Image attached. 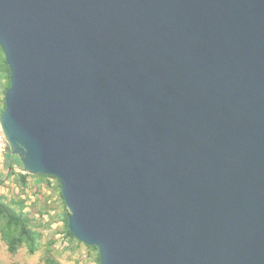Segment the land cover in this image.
<instances>
[{"label":"water","instance_id":"obj_1","mask_svg":"<svg viewBox=\"0 0 264 264\" xmlns=\"http://www.w3.org/2000/svg\"><path fill=\"white\" fill-rule=\"evenodd\" d=\"M0 129L98 264H264V0H0Z\"/></svg>","mask_w":264,"mask_h":264},{"label":"rangeland","instance_id":"obj_2","mask_svg":"<svg viewBox=\"0 0 264 264\" xmlns=\"http://www.w3.org/2000/svg\"><path fill=\"white\" fill-rule=\"evenodd\" d=\"M3 95L0 94V106ZM16 172H20L19 169ZM6 170L3 165V156L0 154V196L6 202L23 200L31 217L40 223L37 228L41 232V248L34 254H28L25 247L18 249L14 254L6 250V246L0 240V264H44L43 257L49 249L48 255L59 264H96L95 255L84 245L75 246L71 239L65 235L63 222L57 217L63 208L55 182L49 179L50 184L38 182L34 177L28 178L27 186L20 189L13 177H5Z\"/></svg>","mask_w":264,"mask_h":264},{"label":"trees","instance_id":"obj_3","mask_svg":"<svg viewBox=\"0 0 264 264\" xmlns=\"http://www.w3.org/2000/svg\"><path fill=\"white\" fill-rule=\"evenodd\" d=\"M9 87V69L5 61L4 54L0 48V94L3 95L6 89ZM4 108L3 98L1 99L0 114ZM3 165L6 170L5 177L8 179L13 177L14 181L20 187L24 189L27 186L28 178L34 177L38 182H46L50 184L49 179H53L55 182V191H57L61 205L63 208L62 213L56 220L60 219L63 222L65 229V235L71 239V242L75 246L84 245L77 241L67 230V217L68 211L64 205L60 189L59 182L55 177L46 175H28L22 173L21 163L16 156H11L9 148H6V152L3 156ZM19 169L20 172H16ZM3 179L0 178V184ZM26 205L23 200L6 202L3 196H0V240L6 246V250L10 254H14L18 249L25 247L28 254H34L41 248V232L37 230L40 227V223L36 224L35 219L30 215V211H25ZM85 246V245H84ZM88 250L94 253L95 262L98 264V253L95 247H87ZM49 249L46 251V255L43 257L44 264H59L55 259L48 255ZM16 264V263H15Z\"/></svg>","mask_w":264,"mask_h":264},{"label":"built area","instance_id":"obj_4","mask_svg":"<svg viewBox=\"0 0 264 264\" xmlns=\"http://www.w3.org/2000/svg\"><path fill=\"white\" fill-rule=\"evenodd\" d=\"M7 144L5 142V139L3 137L2 131L0 129V154L4 156L6 152Z\"/></svg>","mask_w":264,"mask_h":264}]
</instances>
